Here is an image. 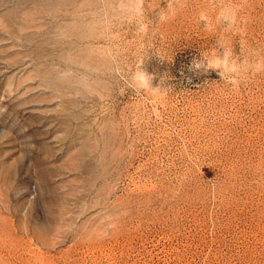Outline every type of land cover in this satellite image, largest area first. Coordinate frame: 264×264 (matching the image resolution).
<instances>
[{
    "label": "rangeland",
    "instance_id": "1",
    "mask_svg": "<svg viewBox=\"0 0 264 264\" xmlns=\"http://www.w3.org/2000/svg\"><path fill=\"white\" fill-rule=\"evenodd\" d=\"M0 264H264V0H0Z\"/></svg>",
    "mask_w": 264,
    "mask_h": 264
}]
</instances>
